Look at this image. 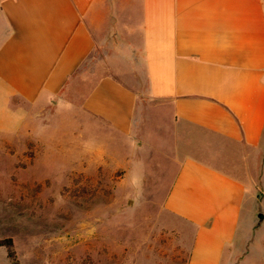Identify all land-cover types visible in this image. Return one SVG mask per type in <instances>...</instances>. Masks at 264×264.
Segmentation results:
<instances>
[{
  "label": "crops",
  "instance_id": "0c3cea01",
  "mask_svg": "<svg viewBox=\"0 0 264 264\" xmlns=\"http://www.w3.org/2000/svg\"><path fill=\"white\" fill-rule=\"evenodd\" d=\"M137 59L145 98L120 79ZM48 107L138 147L153 111L148 149L174 166L155 174L162 209L193 229L185 264L260 251L264 0H0V131Z\"/></svg>",
  "mask_w": 264,
  "mask_h": 264
},
{
  "label": "rangeland",
  "instance_id": "374dc122",
  "mask_svg": "<svg viewBox=\"0 0 264 264\" xmlns=\"http://www.w3.org/2000/svg\"><path fill=\"white\" fill-rule=\"evenodd\" d=\"M138 64L120 79L145 98ZM64 112L38 109L18 131H0V241L11 239L14 252L0 246V264H185L193 229L162 209L174 166L148 149L161 135L153 136V111L143 147ZM164 167L167 179L156 180ZM254 207L264 214V198ZM257 236L260 253L245 264L260 263L264 224Z\"/></svg>",
  "mask_w": 264,
  "mask_h": 264
},
{
  "label": "trees",
  "instance_id": "16d2710c",
  "mask_svg": "<svg viewBox=\"0 0 264 264\" xmlns=\"http://www.w3.org/2000/svg\"><path fill=\"white\" fill-rule=\"evenodd\" d=\"M0 246H4L6 248L8 257L14 258V252L12 249L11 239H5V240L0 241Z\"/></svg>",
  "mask_w": 264,
  "mask_h": 264
}]
</instances>
